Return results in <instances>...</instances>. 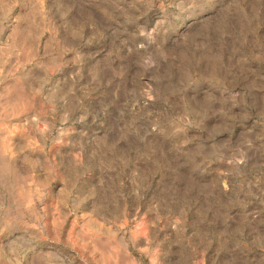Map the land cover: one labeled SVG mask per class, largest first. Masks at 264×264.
Returning a JSON list of instances; mask_svg holds the SVG:
<instances>
[{"label":"rangeland","instance_id":"374dc122","mask_svg":"<svg viewBox=\"0 0 264 264\" xmlns=\"http://www.w3.org/2000/svg\"><path fill=\"white\" fill-rule=\"evenodd\" d=\"M0 264H264V0H0Z\"/></svg>","mask_w":264,"mask_h":264}]
</instances>
